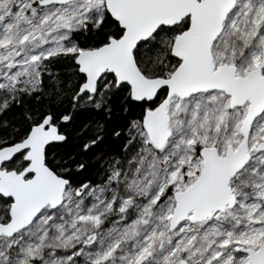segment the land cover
Here are the masks:
<instances>
[{
    "label": "snow or ice",
    "instance_id": "6c2138e0",
    "mask_svg": "<svg viewBox=\"0 0 264 264\" xmlns=\"http://www.w3.org/2000/svg\"><path fill=\"white\" fill-rule=\"evenodd\" d=\"M0 264H264V0H0Z\"/></svg>",
    "mask_w": 264,
    "mask_h": 264
},
{
    "label": "trees",
    "instance_id": "16d2710c",
    "mask_svg": "<svg viewBox=\"0 0 264 264\" xmlns=\"http://www.w3.org/2000/svg\"><path fill=\"white\" fill-rule=\"evenodd\" d=\"M88 118H93V117L88 115V113H86V112L85 113H81L80 115H78V117H77V119L75 121V126L77 127V129L80 126H82L84 123H86ZM88 134L90 135L91 133H88ZM106 139H105V141L102 144L99 145V148L101 150H104V151H110V150L113 149L114 144H111L110 142H106Z\"/></svg>",
    "mask_w": 264,
    "mask_h": 264
},
{
    "label": "rangeland",
    "instance_id": "374dc122",
    "mask_svg": "<svg viewBox=\"0 0 264 264\" xmlns=\"http://www.w3.org/2000/svg\"><path fill=\"white\" fill-rule=\"evenodd\" d=\"M82 113H85V112H82ZM86 113H88V115L93 117V118H88L86 123H88L90 121L94 123L99 118V114L96 112H86ZM105 135L107 137L106 142H110L111 144H113L112 138L110 136H108V134H107V130H105Z\"/></svg>",
    "mask_w": 264,
    "mask_h": 264
}]
</instances>
